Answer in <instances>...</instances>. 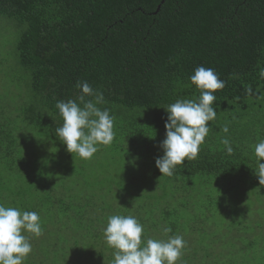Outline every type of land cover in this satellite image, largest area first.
<instances>
[{
    "label": "trees",
    "instance_id": "trees-1",
    "mask_svg": "<svg viewBox=\"0 0 264 264\" xmlns=\"http://www.w3.org/2000/svg\"><path fill=\"white\" fill-rule=\"evenodd\" d=\"M6 35L0 203L37 212L43 229L23 233L32 244L24 264H112L104 228L116 214L135 216L143 240L181 235L177 264H264V237L236 238L249 227L264 236V215L250 209L255 199L264 207L254 151L264 140V0H0V40ZM201 65L225 81L214 93L216 118L197 158L161 175L162 106L199 97L190 76ZM83 80L114 117L113 142L91 159L69 153L54 131L63 122L57 101L76 99ZM222 225L236 239L228 255L202 254L212 243L198 241L200 250L187 241L226 232Z\"/></svg>",
    "mask_w": 264,
    "mask_h": 264
},
{
    "label": "clouds",
    "instance_id": "clouds-1",
    "mask_svg": "<svg viewBox=\"0 0 264 264\" xmlns=\"http://www.w3.org/2000/svg\"><path fill=\"white\" fill-rule=\"evenodd\" d=\"M264 77V70H261ZM190 81L200 90L196 99H177L174 103L162 106L166 113L165 138L159 147L163 154L155 158V166L161 175L172 176L177 165L185 159L194 160L200 152L214 121L216 110L212 106L216 100L214 93L225 86L213 68L198 66ZM80 95L76 99L57 101L56 108L62 117V124L55 128V136L62 141L69 153H76L83 159H91L99 145H111L115 138L114 117L105 103L102 92L97 91L86 80L77 81ZM92 99L85 100V97ZM228 133L225 125L222 129ZM155 138L153 136H148ZM228 154L233 152L230 140L222 138ZM258 171L255 173L259 184L264 185V140L255 145ZM133 157L129 163L135 165ZM160 175V176H161ZM217 198V197H216ZM163 233L172 231L164 226ZM24 232L39 237L43 233L40 215L35 211H22L18 207L0 203V264H24L32 252V244ZM144 226L132 215H111L104 228L106 243L112 249V264H177L183 254L185 240L181 235L167 239H142Z\"/></svg>",
    "mask_w": 264,
    "mask_h": 264
},
{
    "label": "rangeland",
    "instance_id": "rangeland-1",
    "mask_svg": "<svg viewBox=\"0 0 264 264\" xmlns=\"http://www.w3.org/2000/svg\"><path fill=\"white\" fill-rule=\"evenodd\" d=\"M8 33H10V32H8ZM9 38H10V36H9ZM0 43L1 44L4 43V46H6V47L8 46V49L7 48H4V49L1 48V51H5L3 53H0L2 56L1 57L2 60L6 61V62L11 61V57H10L11 48H9L10 42H8V36L7 35L3 36V38L0 40ZM1 65L2 64H0L1 68H5L4 66H1ZM260 196L262 197L264 195H260ZM245 199H246L245 202L247 200H249V196L247 197L245 195ZM254 199H255V195L250 198V200H254ZM263 200H264V198H262V201ZM250 209L252 211H255L257 209L258 211H261V213L264 215V207L262 206V203L258 199L254 200L253 205H251ZM214 214L215 215L219 214V216L222 215L219 211H215V210H214ZM209 215L211 217L213 216L212 214H209ZM255 220H256V218H255ZM262 221H263L262 216L259 217L257 221H254L253 222L254 228H255V224L257 222H262ZM214 222L215 223L218 222L220 224L221 220L219 218L216 219V217L213 216L212 217V223H214ZM225 226L226 225H222V227L220 228L219 231H226V230H223V228ZM252 230H253V228L249 227L248 230H246V231H238L237 235H236L237 242L245 243L247 240L249 241V239H253V238H258L257 240L263 239L262 237H264V236L258 233V232H260L259 230H258V232H252ZM256 231H257V229H256ZM203 234L204 233L200 232V233L188 234V236H187L188 237L187 241L190 242V244L192 246L197 247L200 250H202L203 248H201V244L197 243L198 241L205 242V243H212V245L208 246V248H210V249L207 251H202V254L209 253L210 255H213V256L223 257L225 255H228V253L230 252V249L233 248L235 245V244L231 245V243H234L236 241V239L234 240L235 237L233 238L232 234L228 233L227 231L221 232L219 234H218V232H210V234L204 235L205 240H203L201 238L203 236ZM216 235H217V237H216ZM205 236H206V238H205ZM251 248H252V251H256V249L261 248V245L252 246ZM234 252H236V251H233L231 254H234Z\"/></svg>",
    "mask_w": 264,
    "mask_h": 264
}]
</instances>
